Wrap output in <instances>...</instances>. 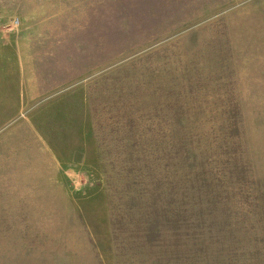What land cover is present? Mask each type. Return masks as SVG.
<instances>
[{"label":"rangeland","instance_id":"obj_1","mask_svg":"<svg viewBox=\"0 0 264 264\" xmlns=\"http://www.w3.org/2000/svg\"><path fill=\"white\" fill-rule=\"evenodd\" d=\"M0 264H264V0H0Z\"/></svg>","mask_w":264,"mask_h":264}]
</instances>
